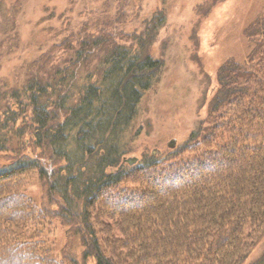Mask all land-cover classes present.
Segmentation results:
<instances>
[{"label": "trees", "instance_id": "obj_1", "mask_svg": "<svg viewBox=\"0 0 264 264\" xmlns=\"http://www.w3.org/2000/svg\"><path fill=\"white\" fill-rule=\"evenodd\" d=\"M158 15L144 21L147 33ZM121 23L111 15L96 33H72L3 95L0 153L24 137L22 119L35 129L22 145L33 155L0 166V264H80L24 238L48 218L79 239L86 264H244L264 237V10L246 30L247 57L220 68L209 115L175 162L150 159L132 172L120 169L126 144L162 68L143 58L144 35L118 41ZM33 175L45 207L28 195Z\"/></svg>", "mask_w": 264, "mask_h": 264}, {"label": "rangeland", "instance_id": "obj_2", "mask_svg": "<svg viewBox=\"0 0 264 264\" xmlns=\"http://www.w3.org/2000/svg\"><path fill=\"white\" fill-rule=\"evenodd\" d=\"M263 10L264 0H0V103L11 101L3 95L21 90L30 73L36 72L40 58L49 55L63 39L72 33L81 37L96 33L100 20L120 16L118 41L130 46L134 34L144 35L143 58L151 56L162 68L143 97L126 144L131 153L124 160L136 158L137 162L124 168L132 172L134 166L150 159L175 162L191 134L209 115L220 68L229 60L240 62L247 57L246 30ZM158 13L164 20L147 33L144 21ZM100 59L95 58L90 70L98 69ZM87 72L83 66L80 78ZM30 119L18 123L25 130L24 137L14 140L12 151L0 153V166L21 151L33 155V148L22 146L32 140L35 126ZM173 140L176 146L170 148ZM27 192L34 204L47 206L36 175L31 176ZM25 230L24 238L31 234L46 242L55 257L86 264L79 239L59 221L37 219ZM263 258L264 237L244 264H259Z\"/></svg>", "mask_w": 264, "mask_h": 264}, {"label": "water", "instance_id": "obj_3", "mask_svg": "<svg viewBox=\"0 0 264 264\" xmlns=\"http://www.w3.org/2000/svg\"><path fill=\"white\" fill-rule=\"evenodd\" d=\"M176 146V140H173L171 141V143L169 144V147L170 148H175ZM137 162V159L136 158H129V159H125L124 160V163L121 165L120 169L124 168L125 164H130V165H133Z\"/></svg>", "mask_w": 264, "mask_h": 264}]
</instances>
